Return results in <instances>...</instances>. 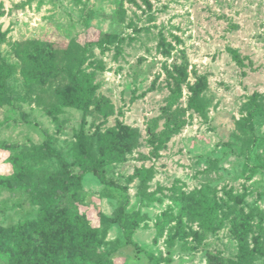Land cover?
Returning a JSON list of instances; mask_svg holds the SVG:
<instances>
[{
	"label": "rangeland",
	"instance_id": "1",
	"mask_svg": "<svg viewBox=\"0 0 264 264\" xmlns=\"http://www.w3.org/2000/svg\"><path fill=\"white\" fill-rule=\"evenodd\" d=\"M74 75L119 188L79 156ZM1 176L0 264H264V0H0ZM120 206L122 227L101 218ZM43 216V243L95 229L91 260L74 262L84 234L16 246Z\"/></svg>",
	"mask_w": 264,
	"mask_h": 264
},
{
	"label": "trees",
	"instance_id": "2",
	"mask_svg": "<svg viewBox=\"0 0 264 264\" xmlns=\"http://www.w3.org/2000/svg\"><path fill=\"white\" fill-rule=\"evenodd\" d=\"M83 63L84 61L80 62L81 65ZM10 74H11V70L10 68H8L7 73L2 78L1 86L4 85V81L6 80V78L10 76ZM72 81L74 82L77 88L76 90L77 92L75 93V101H73V105L76 108L80 109L83 114V117L80 123V128H79L78 135H77V144H76L77 150L79 152V156L82 159L84 165L86 166V171L89 173H92L100 183L108 185L110 187H118L112 181L107 180L104 177V174L101 170L102 162L94 161V159L92 158L90 154L89 148L87 147L86 135L84 134V128L86 126L85 115H86V112L88 111V107L91 105L92 101L94 100V93L89 87H87V85H84L80 81H78L76 75L72 77ZM196 100H197V91L193 93V101L191 102V105H190L191 108H194V109L197 108V105L195 103ZM40 150L45 154V156H48V157L53 156V153L50 150V138L46 132H44V140L42 144L40 145ZM62 167L64 171L69 175V178H77L83 175V171H80L77 175H74V177H72L73 175H70L68 166L65 163H62ZM9 180H10L9 177H2V176L0 177L1 182H6ZM32 200L35 201L36 203L44 202V199L39 197V195H37L36 193L32 194ZM123 215H124V209H123V206H120L117 210V215L115 218H110V219H107L105 217H101V218L108 223L117 224L122 227L123 226V223H122ZM78 223H79V220H76L75 225L77 226V229H74V228L72 229L70 225L62 226L60 233L49 234V236L47 237V242L43 243L42 239L44 237V234L48 231V228L46 227V222L43 216L41 217V219L35 220L30 225L23 224L21 227H19L14 232L16 236H19V240H20L16 246L22 247L24 250H28L32 247H36L40 250H45L44 247L54 246L55 241L71 240L72 236L77 237V235L84 234V238L81 241V250H80V253L83 252L84 254H82L80 258L74 260V262H76L77 260H80L86 263L91 260V257L88 254H86V251L91 245H93L91 249H93L95 245L96 230L83 227L79 225ZM30 235H35L39 239V243L36 244V241L34 242L30 238ZM130 237H131L130 232L124 231V239H125L126 245H130L134 247L135 249L139 250L137 245L131 241ZM0 246H4V241L0 240ZM30 264H46V263H42L38 259H31ZM47 264H54L53 258H50Z\"/></svg>",
	"mask_w": 264,
	"mask_h": 264
}]
</instances>
